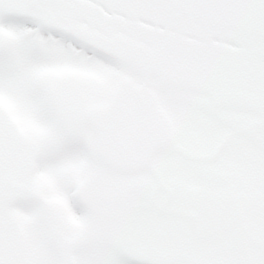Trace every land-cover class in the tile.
I'll return each mask as SVG.
<instances>
[{
  "label": "snow or ice",
  "instance_id": "1",
  "mask_svg": "<svg viewBox=\"0 0 264 264\" xmlns=\"http://www.w3.org/2000/svg\"><path fill=\"white\" fill-rule=\"evenodd\" d=\"M0 264H264V0H0Z\"/></svg>",
  "mask_w": 264,
  "mask_h": 264
}]
</instances>
